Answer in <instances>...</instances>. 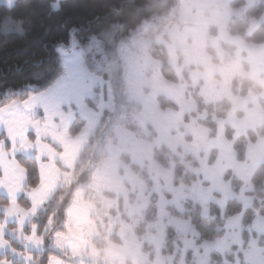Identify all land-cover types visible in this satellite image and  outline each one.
<instances>
[{
    "label": "trees",
    "instance_id": "trees-1",
    "mask_svg": "<svg viewBox=\"0 0 264 264\" xmlns=\"http://www.w3.org/2000/svg\"><path fill=\"white\" fill-rule=\"evenodd\" d=\"M54 3L58 4L56 9ZM244 3L245 0H233L230 7L238 9L243 7ZM179 12V0H59L58 3L56 0H14L11 6L0 5V109L13 102H25L43 93L42 90L49 89L62 77L61 52L71 50L72 39L82 54L85 68L103 81L101 90H96L95 93L101 94L106 109L70 173L69 181L61 185L24 229V234L28 235L30 229L35 227L43 242L42 252L31 255L35 264H47L52 257L66 264H104L72 260L66 253L53 248L55 237L66 233L67 211L77 192H82L83 201L94 208L91 219L102 238L96 242L98 250L107 248L108 242L121 244L115 233L122 225L130 226L146 254V264L154 262L153 247L143 243L146 235L155 234V225L158 222L157 201L155 196L150 194L153 183L147 170L133 163L127 154L120 155V162L143 183L149 196L147 207L135 218H129L125 213V202L133 205L137 198L136 192H131L130 189L131 193L129 192L127 200H124L111 193H97L92 188L94 175L107 159V148L114 142L118 128H124L137 139L149 143L155 135L149 127L143 131L137 126L136 118L140 107L126 96L124 65L119 50L121 46L135 50L133 46L127 45L132 36L135 40L144 39L150 43L149 55L159 64L164 81L170 84L183 83L186 86L187 94L195 104V111L185 116V122L196 119V123L208 132L209 139H213L218 127L223 125L224 136L232 143L237 162L245 161L247 144L255 143L257 139L264 137L263 124L245 136L235 138L232 129L225 124L232 105L226 100L206 103L200 96L201 83L193 86L190 80L189 73L194 68L183 67L181 56H178V65L182 71L180 76L170 64L165 45L156 41L160 39L167 44L169 29L173 26H185L180 20ZM263 16L264 0H260L248 8L242 18H232L226 25L225 32L247 44L263 45V25L248 32L250 23L260 21ZM216 30L214 27L209 28L210 39L217 35ZM220 47L224 60H233V48L225 44ZM205 50L211 62L218 64L219 61L209 43ZM230 93L240 99L249 95L257 97L259 107L264 113V100L259 98L262 89L248 79L234 78L230 83ZM86 104L97 112L96 99ZM157 105L161 111H178L177 106L164 96L157 98ZM236 115L240 116L239 113ZM84 124V120L76 118L69 128V136L75 138ZM28 138L34 141L32 135ZM50 145L57 152H62L61 148ZM5 149L9 151L7 142ZM152 159L161 168L172 173L174 187L188 188L199 181V160L182 149L171 151L164 145L153 147ZM14 160L26 172L25 193L36 189L39 176L35 161L22 156H16ZM58 168L66 172L62 167ZM226 180L230 182L235 194L238 193L241 183L229 175H226ZM251 185L253 203L248 210H243L236 200H231L227 202L224 212L215 204H211L208 207V217L204 218L200 207L192 200L185 199L182 201L181 211L173 207H168L166 211L171 217L186 222L195 230L197 247L205 242L221 239L225 233L226 220L242 215V241L243 248H246L250 234L252 235L250 229L254 219H264V165L256 169ZM165 197L169 198L168 195ZM105 201H110V204L105 206ZM17 204L23 210L30 208L25 194L19 197ZM7 205V200L0 195V207ZM2 222L3 215L0 214V224ZM9 228L13 229V226ZM111 233L112 235H109ZM183 238L172 227L165 226L161 254L163 257H171L172 264H179L182 260L184 264H195L191 251H186L183 257L181 256ZM9 244L13 250L23 253L20 245L10 241ZM259 244L262 245V242ZM236 260L239 264H245L241 256L236 254V250L231 249L224 256L211 253L208 264H234ZM4 261L21 264L8 256L0 257V263Z\"/></svg>",
    "mask_w": 264,
    "mask_h": 264
},
{
    "label": "crops",
    "instance_id": "crops-1",
    "mask_svg": "<svg viewBox=\"0 0 264 264\" xmlns=\"http://www.w3.org/2000/svg\"><path fill=\"white\" fill-rule=\"evenodd\" d=\"M11 1L13 2L14 0H0V5H7ZM220 7L221 0H191L185 9V14L184 12L181 14V17H186L188 19V24L181 21L185 26L183 28L176 26L172 32L175 37L172 36V39H174V48L186 47L188 50H192L195 45L193 44L192 36L188 35V33L192 31L190 33L198 35V28H202V26L207 33V30H209L208 28L211 27L210 19H214L212 16ZM205 13L210 17L209 20L205 18ZM216 38L220 40L218 44L220 51H216L214 45L213 47L211 46L219 61L218 64L212 63L214 68L216 70L222 68L225 72L227 69L229 70L227 66L230 64L237 71L235 72L236 75L234 76L233 74L232 77L246 78L255 85H258L263 91L264 44L259 46L247 44L239 38L230 37L227 34L226 36L219 35L218 32L213 38V41ZM156 42L158 43L159 41L157 40ZM135 43L137 44L136 47L133 46L135 50H131L128 46H123L125 51L123 57H125L127 64H125L121 58L120 59L124 65L126 96L128 100L138 105V100L132 98L131 95L148 93L152 89L151 86L144 87L139 85L138 81L140 83L143 82V84L145 81L146 83H151L157 78L154 79V77H152L153 67L151 62L155 60L151 58L148 52L150 43L146 42L144 39H136ZM159 44L164 45L166 43L163 42ZM222 44L233 48V60H224V55L220 47ZM166 45L168 46V43ZM177 55L181 56L179 54ZM208 58L210 59V57ZM181 59L183 67L194 68L189 75L192 74L193 76L197 70L199 72L203 71L200 67L205 68V65L193 66L190 62L189 64L188 62L184 64L182 56ZM61 62L63 66V76L57 79L47 91L31 97L25 102H13L0 109V195L4 197L8 203L7 207H0V214L3 215V222L0 224V257L8 256L13 261L21 264H35L31 255L41 253L43 250V242L42 239L38 237L36 228L32 227L28 235L24 234V229L32 222L37 212L50 201L61 185L69 181L70 173L74 170L86 143L94 134L99 124L101 114L106 109L101 94L95 93L96 90H101L103 81L85 68L82 54L75 45L71 46L70 51L61 52ZM130 67L137 69L139 80L136 73H134V77L131 78ZM177 67L175 71L180 76L182 71L178 62ZM148 70L152 72L150 71L149 73ZM202 75L196 74L194 76V82H191L193 86L201 83L200 96L203 98L204 91L206 90V83L208 86L206 93L209 94L212 86H215L214 89H218L217 86H219V84L217 85L215 83L221 80L216 73L215 76H213L214 74H211L210 71L209 77L205 83L204 81L196 80L195 77L201 79ZM128 76L130 83L128 81ZM175 85L179 86L180 89L169 90L171 93L178 94L180 106H177V104L172 101L178 108L177 112L161 111L157 105V98L159 95L154 96V101L156 100V106L154 103V110L151 107L147 112L142 106L138 105L140 107V113L136 118V124L143 131L149 127L155 134L154 140H152L151 143L145 142L137 139L124 128H118L115 133L114 142L107 148V159L94 175L92 188L95 192L111 193L124 200H127L128 191L132 187L130 186L131 183L137 185L139 194L135 203L133 205H128L125 202V209L129 218L131 217L128 214V210L131 208L141 205L140 213L145 210L148 205L149 196L146 194V188L143 183L120 162V155L127 154L133 163L147 170L153 183V190L157 186L161 187L164 182L167 183V189H164L166 193L164 194L170 196L171 191L176 189L172 184V173L169 170L161 168L153 161L152 153H150L153 147H156L153 146V141H156L158 136H160L158 138L159 141L169 140L170 143V138L175 134H179L180 138L190 143L192 138L184 134L182 129L183 125L186 126L191 124L194 127L195 125L200 126L196 123L197 121L194 118L189 119L192 120V123L189 120L185 122V116L195 111V104L188 96L186 86L183 83ZM204 86L205 88L203 89ZM212 92H214V90H212ZM45 99L49 100L50 103L47 105L42 103V100ZM95 99L97 100V112L93 111L86 104L88 101ZM237 111L240 116L231 115L232 118L229 117L225 122L232 129L235 138L243 137L246 133L254 131L264 124V113L260 109L258 103L252 110L244 108L241 111ZM170 113L179 114L180 116L170 117L172 116ZM76 118L84 120L85 124L80 133L75 138H71L69 136V128ZM168 118H173V120L177 122L178 128L176 126L175 131L170 127L173 121ZM164 120L168 122L171 121V123L163 124ZM202 130H204V133L202 132L205 134L204 137L209 140V152L207 153L208 150L204 152L206 155L208 154V157L203 162L204 167H200L199 169V181L188 188H182V194L188 196V199L192 200L200 207L201 214L204 218L208 217V207L211 204H215L219 207L221 212H224L226 203L232 198H236L244 208L250 209L253 201L250 194L246 193L247 196L245 198H243L241 193L238 194L237 197L234 195L232 196V194L223 195L212 186V183H214V180H217L216 183L224 181L229 184V181L226 180V175H229L238 181L239 178L242 179V181H244L243 183L247 185L254 171L261 164H264V137L257 139L255 143L247 144L245 158L248 165L245 166L243 163L242 165L235 163L233 145L225 138L223 125L218 127L213 139H209L208 132L205 129ZM29 135L34 137V141L29 140ZM1 136L3 137L2 139ZM163 136H165V138H163ZM6 142L9 144L8 152L5 149ZM50 144L61 148L62 152H57ZM161 145L168 148L169 144L161 142L160 146ZM180 148L181 147H178L176 150ZM143 154L144 156L142 157ZM16 156L33 159L37 165L39 185L36 189L28 193H25L27 175L25 170L14 160ZM195 158L197 159V157ZM138 161L144 162L139 163ZM109 164L111 167H108ZM59 166L65 169L66 172H62L58 168ZM238 167H247V170L243 172V169L240 171ZM239 182L241 183V181ZM225 187L227 188L226 185ZM22 194L26 195L27 201L29 202L30 208L28 210L21 209L17 204ZM151 194L155 196L152 191ZM165 199L167 198L165 197ZM168 199L171 201V196ZM137 215L138 214L132 218H135ZM157 219H160L159 212ZM157 224L158 226L155 225V234L147 236H150V241H148L149 244L151 243V246H153V244L157 246L156 252H158L157 254L159 258H161L160 260L165 258L161 254L165 226H170L183 235L196 238L195 230L191 226L184 221L171 217L169 213L166 222L162 223L160 220ZM161 224H163V227ZM11 226H13V229L9 228ZM251 228L256 235V239L254 240L250 234L246 248H243L242 215L234 216L226 220L224 228L225 233L221 239L215 242H205L201 247L207 246L212 253L214 252L219 256H224L231 249H235L236 253L238 251L242 253V255H239L242 256L241 259L245 264H264V247H260L261 245L258 242L259 239H264V219L256 217ZM126 230L127 233L131 234L134 238L130 239V241L135 244L136 248L140 251L141 244L133 236L129 228L123 226V231ZM69 235L71 237L73 235H83V243L91 246L88 252H93V256H96V259L89 262H99L101 261L100 259L105 257L108 258L109 255L112 256L111 253L113 251L109 244L107 248L100 251L93 243L97 240L95 238L97 235L93 221L91 220V207L83 202L82 192L76 193L75 200L67 214L66 233L55 237L53 243L54 250L67 254L61 247L65 243L63 240L66 238L68 239ZM152 238L156 240L154 241ZM9 241L20 245L23 249V253L13 250ZM155 259L156 261H154V264H157L159 261L158 257L155 256ZM145 260L147 261V259ZM0 264L10 263L4 261ZM47 264L66 263L58 258L52 257L49 258ZM234 264H239V262L236 260Z\"/></svg>",
    "mask_w": 264,
    "mask_h": 264
},
{
    "label": "rangeland",
    "instance_id": "rangeland-1",
    "mask_svg": "<svg viewBox=\"0 0 264 264\" xmlns=\"http://www.w3.org/2000/svg\"><path fill=\"white\" fill-rule=\"evenodd\" d=\"M190 1L191 0H179V6H180L179 16H180V20L182 22L187 23V24H188V19L186 17H181V14L183 12L185 14V9L189 5ZM232 1L233 0H221V7L212 16V18H214V19H210V17L205 13V15H206L205 18L208 19V20L210 19L211 27L216 28L217 29L216 31L218 32L219 35H225L226 36L225 27L228 24L229 20H231L232 18H242L244 16V13L247 11V9L250 8L251 6L255 5L260 0H245V6H243V8H241L239 10L232 9L230 7V3ZM56 2L58 3L59 0H56ZM12 3L13 2L11 1L10 3L7 4V6H11ZM57 7H58V4L54 3V8L56 9ZM183 20H185V21H183ZM208 20H207V22L209 23ZM260 25L264 26V16L259 22H253L252 24L250 23L249 28H248V32L250 33L252 31H254L256 29V27H258ZM175 27L176 26L171 27L169 29V31H168V37L169 38L171 37L170 41L168 42V46L166 44H164L165 47H166L168 56H169L170 64L173 66V68L175 70L178 68L177 67V62H178V55L177 54H179V55H181L183 57V63L184 64L185 63L187 64V62L189 64V62H190V64L193 65V66H196V65H203L204 66L205 65V68H201L200 67V69L203 70V71L199 72L197 70L195 72L196 74H199V75L200 74L202 75V73H203V75L201 76V79L195 77L196 80L204 81V83H205L207 78L209 77V71L211 72V74H214L213 76H215V73H216L217 76L221 80V81H216L215 80L217 82L215 84H217V85L219 84V86H217L218 89L217 88L214 89L215 86H212L211 92H209V94H207L206 91L208 90V86H207V83H206V90L204 91L203 98H204L205 102H207V103H215V102H219V101H222V100L228 101L232 105V109H231V111L228 114L226 119H228L229 117L232 118L231 115H236L237 112H238L237 110L241 111L244 108L252 110L256 106V104L258 103V98L257 97L249 95L247 98L240 99V98L233 97L231 95V93H230V83H231V81L234 78V77H232V75L234 74V76H235L236 75L235 72H237V71L228 63H227L228 64L227 67L229 68V70L227 69L225 72L222 70V68L221 69L219 68L218 70H216L214 68V65L210 61V59L207 57L205 47H206V45L208 43L212 47L214 45L216 51H220V48H219V45H218L219 41H220L219 38L214 39V41H213V39H210L209 36H208L209 30H207V33H206V31H204L205 30L204 27L202 26V28H198V31H199L198 35H195L194 33H190L192 31H190V32L188 31L189 32L188 35L192 36L193 44L195 45V46L193 45L194 48L192 50H188L186 47L185 48L184 47H179V48L175 49L174 48V39H172V36L174 37L172 32L174 31ZM211 27H209V28H211ZM189 30H191V29H189ZM158 41H159L158 43H163L160 39ZM146 42H148V41H146ZM71 45L72 46L75 45L74 39H72ZM127 45H131V46H134V47L137 46V44L135 43V38L133 36L128 39V44ZM120 48H121L120 49V58L122 59V61L125 64H127V61H126L125 57H123V55L125 53L124 48H123V46H121ZM151 63H152V67H153V76L152 77H154V79L157 78V79H155L156 81L154 80L151 83H146V81H145L144 84H143V82L140 83L138 81V84L142 85L144 87L145 86H148V87L151 86L152 89L148 93H144V94L143 93H137L135 95H131L132 98H134L135 100H138V103L137 102L136 103L139 106H142V108L145 111H147V112L151 109V107L154 110V103H155V106H156V102H155L156 100L154 101V96H156V95L164 96L166 99L175 102L177 104V106H180L179 105L180 100H179L178 94H174L173 92H172L173 93L172 94L170 92V90H169V89H175V90L176 89H180V87L176 86L175 84H170V83L162 80L163 78L161 77V74H160V71H159V64L156 61H153ZM136 70H137L136 68L130 67L131 78H133L134 77L133 74L136 73L138 75V80H139V73ZM148 71L150 73L151 70H148ZM195 73L193 74V76H192V74L189 75L191 77V81L192 82H194V76L196 75ZM125 74H126V71H125ZM128 81H129V76H128ZM159 81H160V83H159ZM129 83H130V81H129ZM204 88H205V86L203 87V89ZM212 90H214V92H212ZM259 98L261 100L262 99L264 100V89H263L262 94H261V96ZM167 113H169V112H167ZM171 115L172 116H170V117H177V115H179V114H173L172 113ZM168 119H171L173 122L171 123V121L168 122L167 120H164L163 124L171 123L170 127L172 128L173 131H175L176 130V126L178 128L177 122L174 121L173 118H168ZM189 121L192 123V120H189ZM220 126H222V125H220ZM182 129H183L185 135L187 134V135L190 136V138H192V141L190 143L187 142L185 139L180 138L179 134H175L172 138H170L171 139L170 143H169V140L159 141L158 138L160 136H158L156 141H153V146L158 147V146H160L161 142H165V143L169 144L168 148H170V149L174 148L175 149V150L171 149L173 151H177L176 149L178 147H181L180 149L186 151L187 153L193 155L194 157H197V159L199 160V162L201 164V167H204L203 166V162L208 157V154L206 155V153H204V152L207 151V150H208L207 153L209 152V140L204 137V135H205V134H203L204 130H202L204 128H201V126H196V125L194 127L193 125L189 124V125H186V126L183 125ZM151 138H152V140H154V136L151 137ZM163 138H165V136H163ZM149 151H150V149H149ZM145 153H146V151H145ZM150 153H152V152L150 151ZM144 154L142 155V157L144 156ZM200 154H202V155H200ZM144 161H138V162L142 163ZM235 163L239 164V165H242V163L237 162L236 157H235ZM243 164H245V166L248 165V162H246V158H245V161L243 162ZM261 165H264V164H261ZM108 167H111L110 164L108 165ZM238 168L240 169V171L243 169V172H246V170H247V167H238ZM255 171H254V173H255ZM254 173L252 174V176H251V178L249 180V183L247 185H245V183H243L244 181H242V179L239 178V181H241V187H240L239 192L236 193V194L232 190L231 185H229L230 182H229V184H227L224 181L221 182V183L220 182L216 183L217 180H214V183H212V186H214L215 189L217 191L221 192V194H223V195H229V194L231 195L232 194V196L234 195L235 197H237L238 194L241 193L243 198H245L247 196L246 193L250 194V196L252 194L253 189H252V185H251V179H252ZM166 184L167 183L164 182L161 187L157 186V187H155L154 190L153 189L151 190L152 193L155 194V199L157 201V215H158V212H159V216H160V219H157V220L159 222L161 220L162 223L166 222L167 215H168V212L165 209H167L168 207H173L174 209H177L178 211H181L182 201L185 200V199H188V196H186L185 194L184 195L182 194V187H174V186L173 187L176 188V189L172 190L171 193H170L171 194L170 196L172 198L171 201L169 199H165V195H168V194H164V193H166L164 189H167ZM225 185L227 186V188L225 187ZM130 186H132L131 187V192H136L137 193V197H138L139 188L137 187V185H135L134 183H131ZM129 192L130 191H128V195H129ZM170 196H169V198H170ZM117 197H119V196H117ZM74 200H73V202H74ZM231 200H236L237 201L236 198H232ZM231 200H229V201H231ZM84 203L87 204L89 207H91V218H92V216L94 215L93 206L88 204V203H86V202H84ZM238 203L242 206V204L240 202H238ZM252 203H253V201H252ZM109 204H110V201H105L104 202L105 206H108ZM226 205H227V203H226ZM140 206L141 205H139L138 207H134V208H131L130 210H128V214H129V216L131 218L133 216H135L136 214H138V215L140 214ZM242 208H243V210H248V208H244L243 206H242ZM92 210H93V213H92ZM68 211H67V214H68ZM125 213H126V209H125ZM93 224H94V222H93ZM162 225L163 224H161V226ZM157 226H158V224H157ZM94 227H95V231H96V235H97L95 238L97 240L94 241L93 243L96 246V242L100 241L102 238L99 236V234H97L98 231H97L95 225H94ZM125 227H128V226H125ZM128 228L133 233V229L130 226ZM250 231L253 234L251 236L255 240L256 239V235L253 232L252 228L250 229ZM115 234L120 239V243L121 244L114 245L113 243L108 242L109 246L112 247V251H113L111 253L112 256L109 255L108 258L105 257L103 259H100L101 261H99V262L104 263V264H146V260H145L146 259V254H144L142 248H140V251H139V249L136 248V245L133 244L130 241V239H132L133 237L131 236V234L127 233V230L123 231V225L116 231ZM179 234L184 237L182 239V253H181V256L183 257V255L185 254L186 251H191L193 253L195 264H208L209 263V255H210V253H212L210 251V249H208L207 246L206 247L205 246L204 247H201V246L197 247L196 244H195V238L194 237L189 236V235H183L182 233H179ZM109 235H112V233L109 234ZM254 236H255V238H254ZM146 237L147 238H143V243H145L146 245H150L151 243L149 244V242H148V241H150L149 240L150 236L146 235ZM152 239L154 241L156 240L155 238H152ZM83 240H84L83 235H73L72 237L69 235L68 239L66 238V239L63 240V242H65V243H64V245L61 248L64 249L67 252L68 256L72 260H76V261H85L86 260V261L89 262L91 260L96 259V256H93V252H88L90 250L91 246H88V245L84 244ZM122 242H123V244H122ZM258 242H260V243L262 242V245L260 247H264V239H259ZM120 245H122V246H120ZM152 247H153V251L155 253V256H157L158 260H159L157 262V264H172L171 257H165V258H163V260H160L161 258H159L158 254H157L158 252H156L157 251V246L155 244H153ZM56 251H58V250H56ZM236 254H238V255L241 254L242 255V253L239 252V251ZM241 258H242V256H241ZM154 261H156V259H154ZM95 262L98 263L97 261H94V262H91V263H95ZM154 263L155 262H153V264ZM179 264H184L183 260Z\"/></svg>",
    "mask_w": 264,
    "mask_h": 264
},
{
    "label": "snow or ice",
    "instance_id": "snow-or-ice-1",
    "mask_svg": "<svg viewBox=\"0 0 264 264\" xmlns=\"http://www.w3.org/2000/svg\"><path fill=\"white\" fill-rule=\"evenodd\" d=\"M43 91H47V90H42V92H43ZM42 103H44L45 105H47L48 103H50V101L47 100V99H45V100H42Z\"/></svg>",
    "mask_w": 264,
    "mask_h": 264
}]
</instances>
